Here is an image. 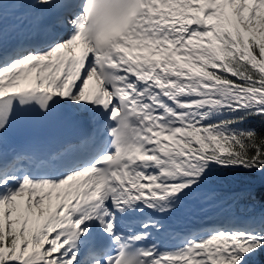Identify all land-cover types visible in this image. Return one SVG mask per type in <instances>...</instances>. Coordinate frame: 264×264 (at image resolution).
Instances as JSON below:
<instances>
[{
    "label": "snow or ice",
    "instance_id": "snow-or-ice-1",
    "mask_svg": "<svg viewBox=\"0 0 264 264\" xmlns=\"http://www.w3.org/2000/svg\"><path fill=\"white\" fill-rule=\"evenodd\" d=\"M257 187L264 0H0V264H264Z\"/></svg>",
    "mask_w": 264,
    "mask_h": 264
},
{
    "label": "trees",
    "instance_id": "trees-1",
    "mask_svg": "<svg viewBox=\"0 0 264 264\" xmlns=\"http://www.w3.org/2000/svg\"><path fill=\"white\" fill-rule=\"evenodd\" d=\"M216 187H218V189L222 192H240L247 187V180L245 177L240 176L235 180L229 182L227 185H216ZM256 196L258 205L259 203L264 202V188L257 187ZM222 206L247 212V209L250 206V202L247 199H244L238 202H229L227 204H223ZM257 210H259V207H257ZM261 259L263 260L264 257L262 256Z\"/></svg>",
    "mask_w": 264,
    "mask_h": 264
},
{
    "label": "rangeland",
    "instance_id": "rangeland-1",
    "mask_svg": "<svg viewBox=\"0 0 264 264\" xmlns=\"http://www.w3.org/2000/svg\"><path fill=\"white\" fill-rule=\"evenodd\" d=\"M191 213L194 215H190V217L188 218L189 221H191V219H194L193 217H202L203 215H207V216H213V217H218L221 216L222 214H235L238 216H241L243 213L240 212H236L235 210H230L228 208H225L223 206H219V207H214V208H209V209H205L203 211L200 210H196V211H192L190 210ZM226 211H230V212H226ZM264 257V255H262ZM264 260V259H263Z\"/></svg>",
    "mask_w": 264,
    "mask_h": 264
},
{
    "label": "bare ground",
    "instance_id": "bare-ground-1",
    "mask_svg": "<svg viewBox=\"0 0 264 264\" xmlns=\"http://www.w3.org/2000/svg\"><path fill=\"white\" fill-rule=\"evenodd\" d=\"M190 206L188 208H185V209H182L174 214H172L171 216V219L173 221V223L175 224H178V223H182L183 219H185L186 217H188L189 215H191L190 213ZM225 216H221L220 219L224 218ZM219 217H213V216H207V215H203L201 218H200V221L203 222V224L205 222H213V221H216V220H220ZM174 224H172V227H173Z\"/></svg>",
    "mask_w": 264,
    "mask_h": 264
}]
</instances>
